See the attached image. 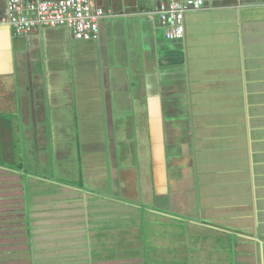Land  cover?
Masks as SVG:
<instances>
[{
    "label": "crops",
    "instance_id": "1",
    "mask_svg": "<svg viewBox=\"0 0 264 264\" xmlns=\"http://www.w3.org/2000/svg\"><path fill=\"white\" fill-rule=\"evenodd\" d=\"M164 1L95 0L110 15L90 41L64 27L19 36L0 26V140L13 152L15 126L21 144L19 168L0 163V176H17L5 193L27 192L1 200L16 201L12 219L31 212V197L46 199L47 220L65 218L67 231L48 227L49 251L88 250L109 221L130 230L119 242L131 251L144 249L133 231L145 218L130 212L150 196L167 230L146 249L163 264H264V0H203L184 13L180 40L140 14ZM41 156L48 177L26 169ZM29 252V264L47 259Z\"/></svg>",
    "mask_w": 264,
    "mask_h": 264
},
{
    "label": "rangeland",
    "instance_id": "2",
    "mask_svg": "<svg viewBox=\"0 0 264 264\" xmlns=\"http://www.w3.org/2000/svg\"><path fill=\"white\" fill-rule=\"evenodd\" d=\"M9 114H12V112L10 111ZM8 130H11V135H12V131H13V135L10 136V139H12L13 141V152L11 151V147H12V143L9 144L7 142H5L3 140V138L0 140V163H5L6 165H9L10 167H14V168H19V165L21 164V144L17 143L16 138H17V129L15 126L8 128ZM7 138V137H5ZM11 145V146H10ZM50 146V142H48V147ZM25 147L27 148L28 145L26 144ZM134 152V151H133ZM25 155H29L26 154ZM37 159V158H36ZM39 162H37L35 164V166L33 167H28L26 166V169L37 173V175H42V176H50L51 172H52V166H51V160L48 159L47 156H41V158L38 160ZM3 177V180L0 179V205H2V207L0 208V264H29V258H28V252L29 250H31L29 253L33 254L34 253V258H37V256L44 258V256L47 257L46 261L42 260V261H35V263L37 264H122L125 262V260L129 261V254H130V259L131 258H135L137 261V264H139V262H141L142 264H144L145 262H150V264H163L162 260H160L161 256V250L158 251H154V248L152 247L151 250H147L146 249V244L147 247L149 249V245L148 243H150L148 241L147 243V236H152L155 237L157 235H164L165 230H167V228H163V230L161 231L160 229H156V223H158V215L153 214L154 212L156 213V209H151L147 208L146 204H148V198L150 196H146L144 198L143 194L141 195L142 197V205L139 208H134L130 213H132L133 215H138L140 218L144 219L145 221L140 223V225L137 226V230L133 231L134 235L139 239V241L142 243L143 245V250H123L125 248V243L119 242L120 240H123V238L125 239L129 233V231L126 229L124 230V232H120L119 230L116 228L115 224L113 225V222L109 221L107 222L106 225V230H105V236L104 237H100V238H92L89 240V248L88 250H84V246L83 245H76L77 247L82 246L81 248H78L77 250H47L48 248V237H47V230L49 231L50 226L55 225L57 223H59L58 220L56 219H52V220H47L49 215L51 214L49 211V204H47V201L45 198L42 197H37L34 199V201H32V197L30 198L29 201V207L31 212L28 211V215L30 217L29 218L31 220L30 224H29V230L28 233L29 234H38V236H35V239L32 240V242H39L40 245L39 246H32L34 245L33 243L29 244L28 241L31 240V237H28L27 235H22L25 233V230L23 229H27L26 226L23 225V220L26 221V218L24 217V215L27 213V210L24 208L21 209H15V213H12L13 215H16L18 218V221L20 222L17 224H14L13 222H15V220L17 219H12V215L9 213L7 214L6 211L7 210H11L12 208H16L14 205L16 204V201H11V199L7 200H1V198H10V196L6 193L12 194L14 193V191L16 193H14V196H18L21 197L22 194L25 196H27V192H22L21 190H14L13 187H11L12 190L14 191H7L5 193V186L8 185L6 183V180L9 179L8 182L12 181L15 182L14 180H16V178L13 177H17V176H9L8 178H6L4 175L0 176ZM5 182V183H4ZM78 182V181H76ZM145 180L144 178L141 177V182H139L138 187L140 189L139 193H141V189H144V186H146L144 184ZM47 184V183H46ZM85 184V183H84ZM78 185V184H76ZM5 194V197H2V195ZM22 198V197H21ZM21 202V201H20ZM26 199L24 200L23 203H20L19 205H26ZM3 204H6L5 207H3ZM126 206L128 205L127 202H124ZM149 207V206H148ZM11 208V209H10ZM124 208V207H123ZM146 209V211H145ZM68 210V206H66V211L64 210L62 212V214H65ZM158 210V209H157ZM108 212V211H107ZM77 215L79 214H83V212L81 211V208H78V210H76L75 212ZM112 214V213H111ZM113 217H119L118 215H114V216H110L108 217L109 219L113 218ZM121 218H123V216H120ZM65 218H60L61 223H59L60 226L56 227V229H61L64 231L68 230V224H66L64 221ZM123 220V219H122ZM17 221V222H18ZM79 221L81 222H77L80 223L82 225V229L86 227V224L84 222V220L81 218L79 219ZM130 221V220H129ZM168 222V220H166ZM12 222L13 225H10V223ZM22 222V223H21ZM130 223V222H128ZM161 223H166L165 221H161ZM183 223V222H182ZM98 224V223H97ZM24 226L25 228L20 229L22 226ZM14 230H9V228H13ZM40 226V227H39ZM75 226H78V224H75ZM38 227V228H37ZM119 227V226H118ZM8 228V229H7ZM16 228V230H15ZM148 228V229H147ZM19 229V230H18ZM46 231H42L45 230ZM55 229V230H56ZM41 230V231H40ZM24 231V232H23ZM170 231L174 232V233H180V232H185L186 229L183 227L180 228H176V225H170ZM84 233V232H83ZM100 233V232H99ZM119 233V235H117ZM162 233V234H161ZM27 234V232L25 233ZM156 234V235H155ZM97 235V233H96ZM166 235V234H165ZM67 238L68 234L64 233L63 236L61 238ZM132 236V235H131ZM129 236L128 241L132 240V238L135 237H131ZM177 235H173L170 239H174L176 240ZM20 237V239L18 238ZM59 238V239H61ZM162 238V237H161ZM58 239V240H59ZM43 241H46L45 243ZM66 241V240H65ZM104 242H106L108 245L105 246L103 245ZM166 243V242H165ZM164 243V244H165ZM168 243V241H167ZM162 245V243H161ZM107 247L110 248V250H105V248ZM47 248V249H46ZM28 250V251H27ZM145 253V254H144ZM32 256V255H31ZM199 257V256H198ZM49 258V260H48ZM132 261V260H131ZM176 260H173V262ZM129 264H134L133 261L132 263Z\"/></svg>",
    "mask_w": 264,
    "mask_h": 264
},
{
    "label": "built area",
    "instance_id": "3",
    "mask_svg": "<svg viewBox=\"0 0 264 264\" xmlns=\"http://www.w3.org/2000/svg\"><path fill=\"white\" fill-rule=\"evenodd\" d=\"M203 6V0H166L140 14L157 16L166 28V39L180 40L184 36V13ZM109 15L95 0H8L0 26L11 28L19 36L38 27H64L76 40L90 41L97 39L99 24Z\"/></svg>",
    "mask_w": 264,
    "mask_h": 264
},
{
    "label": "trees",
    "instance_id": "4",
    "mask_svg": "<svg viewBox=\"0 0 264 264\" xmlns=\"http://www.w3.org/2000/svg\"><path fill=\"white\" fill-rule=\"evenodd\" d=\"M24 217L26 218V221L23 220V222H24L23 225L26 226V227H27V226L29 227L30 219H29L28 211H27V213L24 215ZM17 221H18V219H16L15 222H13V223H14V224H16V223H19V224H20V222H19V221L17 222ZM21 223H22V222H21ZM28 227H27V229H25V233L27 232V234L24 233L23 235H27L28 237H30V234L28 233V230H29ZM23 232H24V231H23ZM20 240H21V239H20ZM28 243L30 244L29 241H28Z\"/></svg>",
    "mask_w": 264,
    "mask_h": 264
}]
</instances>
